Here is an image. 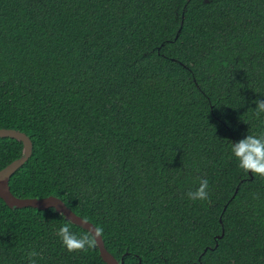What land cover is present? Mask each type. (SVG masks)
I'll return each instance as SVG.
<instances>
[{
	"label": "trees",
	"instance_id": "trees-1",
	"mask_svg": "<svg viewBox=\"0 0 264 264\" xmlns=\"http://www.w3.org/2000/svg\"><path fill=\"white\" fill-rule=\"evenodd\" d=\"M258 99L264 0H0V128L33 143L11 191L60 197L123 264H233L259 249L264 179L231 153L264 132ZM22 152L0 137V170ZM201 179L209 199L192 201ZM65 224L90 233L0 197V264L33 249L37 264H107L98 245L68 252Z\"/></svg>",
	"mask_w": 264,
	"mask_h": 264
},
{
	"label": "clouds",
	"instance_id": "clouds-1",
	"mask_svg": "<svg viewBox=\"0 0 264 264\" xmlns=\"http://www.w3.org/2000/svg\"><path fill=\"white\" fill-rule=\"evenodd\" d=\"M255 116L259 118L264 113V100L255 101ZM231 153L238 161V167L245 173L251 172L254 176L264 179V132L257 135H247L238 142L231 144ZM192 201H206L209 199V182L201 179L199 187L187 193ZM253 199H259V195L252 194ZM103 229L93 226L89 234L75 235L70 231L68 224L63 225L57 231L62 245L68 252L88 251L95 248L102 237ZM27 264H37L40 253L35 249L27 252Z\"/></svg>",
	"mask_w": 264,
	"mask_h": 264
},
{
	"label": "water",
	"instance_id": "water-1",
	"mask_svg": "<svg viewBox=\"0 0 264 264\" xmlns=\"http://www.w3.org/2000/svg\"><path fill=\"white\" fill-rule=\"evenodd\" d=\"M0 137H11L23 142V152L19 158L0 170V197L12 208L34 207L41 210L55 208L66 219L90 231L95 226L91 221L76 214L66 203L58 196L50 195L43 198L19 197L12 193L10 180L12 175L20 169L31 157L33 153V143L30 137L17 129L0 128ZM100 255L108 264H123L119 262L114 255L105 247L103 237L97 243Z\"/></svg>",
	"mask_w": 264,
	"mask_h": 264
},
{
	"label": "flooded vegetation",
	"instance_id": "flooded-vegetation-1",
	"mask_svg": "<svg viewBox=\"0 0 264 264\" xmlns=\"http://www.w3.org/2000/svg\"><path fill=\"white\" fill-rule=\"evenodd\" d=\"M222 235H219L218 237L220 238L222 237ZM254 235L256 240H259L261 242L259 249L257 251H254V254L251 256L249 261L241 256L239 260L233 259V264H264V229L260 230L259 232H254ZM216 246L217 243L215 244V246L211 247V249H214ZM208 248L209 247H206L204 249V252H206ZM227 258L229 257L226 256L216 257L214 255L203 257L202 254H196L189 256L188 260L190 261L189 264H230L229 261H225ZM210 259H212L213 261H210Z\"/></svg>",
	"mask_w": 264,
	"mask_h": 264
}]
</instances>
